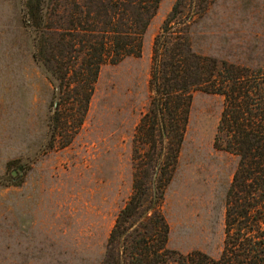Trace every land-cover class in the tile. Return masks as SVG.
<instances>
[{
  "label": "rangeland",
  "instance_id": "374dc122",
  "mask_svg": "<svg viewBox=\"0 0 264 264\" xmlns=\"http://www.w3.org/2000/svg\"><path fill=\"white\" fill-rule=\"evenodd\" d=\"M176 0H162L140 53L104 65L71 145L49 148L52 86L33 61L24 0H0V264H102L109 232L132 193L131 141L150 93L152 45ZM193 48L264 70V0H211ZM219 95L193 94L161 209L167 247L217 257L237 158L214 149Z\"/></svg>",
  "mask_w": 264,
  "mask_h": 264
},
{
  "label": "trees",
  "instance_id": "16d2710c",
  "mask_svg": "<svg viewBox=\"0 0 264 264\" xmlns=\"http://www.w3.org/2000/svg\"><path fill=\"white\" fill-rule=\"evenodd\" d=\"M31 57L52 86L49 148L80 132L101 68L140 53L162 0H24ZM211 0H176L152 45L149 103L131 141L132 193L116 215L102 264H264V70L197 52L192 26ZM223 97L213 147L237 158L217 257L167 247L161 209L193 94Z\"/></svg>",
  "mask_w": 264,
  "mask_h": 264
}]
</instances>
